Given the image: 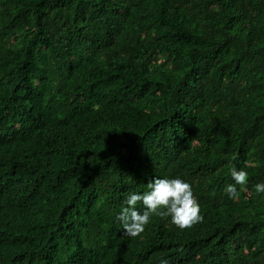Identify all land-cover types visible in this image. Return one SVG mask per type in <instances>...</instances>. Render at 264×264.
Returning a JSON list of instances; mask_svg holds the SVG:
<instances>
[{
	"label": "trees",
	"instance_id": "16d2710c",
	"mask_svg": "<svg viewBox=\"0 0 264 264\" xmlns=\"http://www.w3.org/2000/svg\"><path fill=\"white\" fill-rule=\"evenodd\" d=\"M156 177L204 220L128 236ZM257 183L264 0H0V264H264Z\"/></svg>",
	"mask_w": 264,
	"mask_h": 264
},
{
	"label": "clouds",
	"instance_id": "9594fccd",
	"mask_svg": "<svg viewBox=\"0 0 264 264\" xmlns=\"http://www.w3.org/2000/svg\"><path fill=\"white\" fill-rule=\"evenodd\" d=\"M247 166V165H246ZM231 177L235 184H228L225 192L232 199L238 198L236 185H246L249 174L244 169L231 168ZM147 191L130 193L126 206L117 216L123 232L131 237L140 236L151 223L153 216L169 218L179 229L185 230L202 223V208L194 193L192 184L182 178L156 177L147 184ZM257 193H264V183L255 185ZM138 205L143 206L141 211ZM160 264H168L161 258Z\"/></svg>",
	"mask_w": 264,
	"mask_h": 264
}]
</instances>
